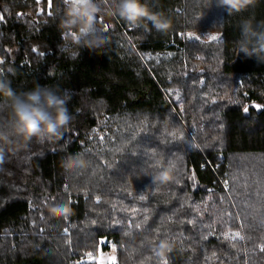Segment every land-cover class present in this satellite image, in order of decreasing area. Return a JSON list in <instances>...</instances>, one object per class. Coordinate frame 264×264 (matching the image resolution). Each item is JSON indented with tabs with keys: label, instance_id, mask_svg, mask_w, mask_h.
<instances>
[{
	"label": "trees",
	"instance_id": "obj_1",
	"mask_svg": "<svg viewBox=\"0 0 264 264\" xmlns=\"http://www.w3.org/2000/svg\"><path fill=\"white\" fill-rule=\"evenodd\" d=\"M28 2L0 0V80L67 90L73 120L59 139L4 145L0 264H91L111 245L117 264H264V64L237 47L241 20L264 22V0L230 17L215 0H151L172 21L163 35L101 0L93 50L61 38L66 0ZM69 157L79 167L63 168ZM158 161L174 180L152 183Z\"/></svg>",
	"mask_w": 264,
	"mask_h": 264
},
{
	"label": "clouds",
	"instance_id": "obj_2",
	"mask_svg": "<svg viewBox=\"0 0 264 264\" xmlns=\"http://www.w3.org/2000/svg\"><path fill=\"white\" fill-rule=\"evenodd\" d=\"M216 6L223 8L227 15L234 16L255 7L258 0H215ZM102 11L101 0H67L58 28L61 38L77 47L93 50L104 43L105 38L98 34L97 15ZM108 14L132 29H143L151 33L155 29L167 34L172 21L164 13L155 11L151 0H111ZM240 39L237 41L239 52L247 58H254L264 64V22H254V17L240 22ZM71 95L67 90L61 95L55 87L36 84L27 91H16L10 81L0 80V106H3L8 118L0 126V154L4 145L16 141L29 142L52 141L62 137L73 116L67 104ZM67 170L79 167V161L69 157L61 162ZM158 171L151 177L152 183L166 184L174 180L173 169L158 161ZM54 217L65 215L63 206L49 209ZM172 248L168 239H162L158 251L165 255Z\"/></svg>",
	"mask_w": 264,
	"mask_h": 264
},
{
	"label": "rangeland",
	"instance_id": "obj_3",
	"mask_svg": "<svg viewBox=\"0 0 264 264\" xmlns=\"http://www.w3.org/2000/svg\"><path fill=\"white\" fill-rule=\"evenodd\" d=\"M29 4L34 2L37 3V0H28ZM42 1V0H39ZM48 4H49V0ZM52 1V0H51ZM105 13V12H103ZM191 34V36L189 35ZM180 36H184L186 40L189 41H199V42H217L223 40V35L220 32L217 31H208V32H191L188 31L186 33H181ZM212 36H217V40H212ZM196 37H199V39H196ZM106 200V199H102ZM107 245V242L105 240L102 241V246L105 247ZM115 257V264H117V255H116V247L114 245H111L110 250H104L99 249V251L93 255L88 256L85 259V262H90L91 264H112V258Z\"/></svg>",
	"mask_w": 264,
	"mask_h": 264
},
{
	"label": "snow or ice",
	"instance_id": "obj_4",
	"mask_svg": "<svg viewBox=\"0 0 264 264\" xmlns=\"http://www.w3.org/2000/svg\"><path fill=\"white\" fill-rule=\"evenodd\" d=\"M66 2H67V0H66ZM37 3H39V0H37ZM49 7H51V0H49ZM49 14H51V13H49ZM2 19H3V16L0 15V20H2ZM105 27L107 28V25ZM189 35L191 36V34H189ZM196 39H199V37H196ZM211 39L215 41V40L218 39V37L217 36H212ZM34 51H35V49H34ZM255 107L259 108L260 106L259 105H256ZM243 111L245 113H247L248 112V107H245L243 109ZM156 166L158 167V162H157ZM226 187H227V185H226ZM65 211H67V208L66 207H65ZM136 227L139 228V225H136ZM42 231H43V229H41V232ZM65 234H67V229H65ZM229 238L242 239V237H240L239 233L230 234ZM261 251H264V246L261 247ZM112 264H115V257L112 258ZM163 264H168V262L165 260L163 262Z\"/></svg>",
	"mask_w": 264,
	"mask_h": 264
}]
</instances>
